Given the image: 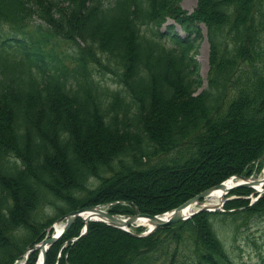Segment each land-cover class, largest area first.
<instances>
[{"label":"trees","instance_id":"1","mask_svg":"<svg viewBox=\"0 0 264 264\" xmlns=\"http://www.w3.org/2000/svg\"><path fill=\"white\" fill-rule=\"evenodd\" d=\"M180 2L0 0L9 30L0 37V264L72 210L114 202L113 214H160L261 171L264 0H197L191 12ZM167 18L174 24L163 31ZM201 23L209 69L198 90L191 51ZM104 71L117 89L97 78ZM251 193L234 188L223 210L140 237L90 221L73 241L84 224L77 217L44 264H239L219 222L237 232L264 217V192L250 203ZM256 253L264 264V250Z\"/></svg>","mask_w":264,"mask_h":264},{"label":"rangeland","instance_id":"2","mask_svg":"<svg viewBox=\"0 0 264 264\" xmlns=\"http://www.w3.org/2000/svg\"><path fill=\"white\" fill-rule=\"evenodd\" d=\"M196 3L197 0H181L180 5L186 11L191 12L194 9ZM171 24H174L173 19L167 18L164 24L162 25L161 30H166L167 27ZM199 27L201 31V36L197 40V47L191 51V56L197 62V72L199 73L198 75L202 79V85L198 90H201L204 89L207 85V72L209 69V44L207 41L205 25L201 23L199 24ZM174 29L178 31L180 35L185 36L184 31H182L179 25H175ZM8 31V27L0 26V37L8 36ZM62 47H66V44H62ZM67 47V51H70L71 48L69 46ZM97 78L101 80V83L103 85H108L110 89L118 88V84L114 81V76L109 73H106L105 71L100 76L97 75ZM260 173L261 171L259 173H252V175L250 176L252 178H256ZM227 197V194H225L223 196L222 201L224 202ZM207 201L208 197L204 198L202 200V203L204 204ZM221 206L223 205L220 204L219 207ZM43 210L45 212H49L48 207L44 208ZM43 210L40 209L39 212H42ZM56 221L53 223V225H62L65 219L63 218L61 221ZM135 226L136 225H133L131 227V231L135 230ZM218 232L219 236L226 242L227 247L233 253L235 259L238 261L239 264H257L258 257L256 252L258 249L264 250V217L253 218L247 227H242L237 232L233 231V226H231L230 223L219 222ZM48 235L49 234L47 233L42 239V241L46 239ZM40 242H37L35 244H38ZM253 242H255L256 247ZM13 264H20V260H15Z\"/></svg>","mask_w":264,"mask_h":264},{"label":"water","instance_id":"3","mask_svg":"<svg viewBox=\"0 0 264 264\" xmlns=\"http://www.w3.org/2000/svg\"><path fill=\"white\" fill-rule=\"evenodd\" d=\"M264 157V155L262 156V158ZM231 178H239L237 179V181L230 186L228 189H226V193L234 188H238V187H252L254 188V190L256 192H264V178L263 180L260 182V179H256V180H249V177L246 176H236L233 175L231 176ZM224 181H222L219 184L213 185L209 188L204 189L203 191L195 194L194 196L188 198L187 200H185L183 203H181L180 205H178L176 208H174L171 212L170 215L161 217V216H157V215H150L147 213H141L139 212L137 209L135 211L134 214L126 216V218H120L117 217L111 213H109L108 211H104L102 209H99L98 206L99 205H92V206H85L82 207L80 209L77 210H73L69 213H67L65 216L61 217L60 219L65 218V225L62 231V234L65 233L68 228L70 227V225L72 224V222L78 217L80 216V214L82 212H86L87 214H89V218H84L85 220V225L86 227L88 226V221L91 219L92 213L94 212V214H98V216H100V220L106 222L108 225L113 226V227H117L123 230L125 229V226H128L130 224H132L133 222H135L136 220L140 219V218H146L148 220V223L152 225L151 230L147 231V232H133V231H128L130 234L134 235V236H145L149 233H151L153 230H155L158 227L164 226V225H169V224H173L175 222H178L180 220H185L187 218H189L190 216L194 215L195 213L199 212V211H205V210H214L216 208L219 207L215 206L214 208L210 207V206H206L202 203V200L204 198H206L207 196H209L211 194V192L214 189L217 188H221L224 184ZM258 184L260 183L262 185L261 189H256L254 184ZM199 205V207H197L196 209H194L193 211H191L188 215H184L183 210L187 207H189L190 205ZM222 204V203H221ZM85 233L82 232L80 236H82ZM58 238L57 235H52L48 238H46L45 240H43L40 244H36L34 245L31 249L38 247L40 250V257L39 260L37 262V264H44V261L46 259V250L48 248V246L50 244H52L56 239ZM76 238H73V240H75ZM29 249V250H31Z\"/></svg>","mask_w":264,"mask_h":264},{"label":"bare ground","instance_id":"4","mask_svg":"<svg viewBox=\"0 0 264 264\" xmlns=\"http://www.w3.org/2000/svg\"><path fill=\"white\" fill-rule=\"evenodd\" d=\"M264 178V164H263V167L261 169V173L256 177V178H252V177H249V180H256V179H260V182L263 180ZM237 179L239 178H227L226 180H224V185L221 187V188H217V189H214L211 194L208 197V201L204 203V205L206 206H210L212 208H214L215 206H218L219 204H221L222 202V199H223V196L225 194H227L225 191L226 189H228L230 186H232L236 181ZM255 188L256 189H261L262 188V185L260 183L258 184H254ZM206 197V198H207ZM195 207H199V205L197 206L196 204L195 205H190L189 207L185 208L183 210V213L184 215H188L191 211H193L195 209ZM174 209V208H173ZM173 209H170L166 212V214L162 215V216H169L170 215V212L173 210ZM82 216L83 218H89V214H87L86 212L82 213ZM100 216H98V214H94V212L92 213V216L91 218H98ZM141 224H144V225H148V220L146 218H140L138 219L137 221H135L134 225H141ZM59 231L60 229V225H55ZM151 226V225H149ZM152 228V227H150Z\"/></svg>","mask_w":264,"mask_h":264}]
</instances>
